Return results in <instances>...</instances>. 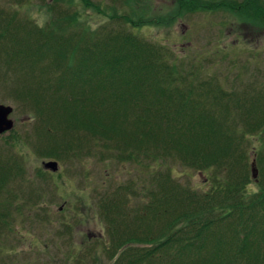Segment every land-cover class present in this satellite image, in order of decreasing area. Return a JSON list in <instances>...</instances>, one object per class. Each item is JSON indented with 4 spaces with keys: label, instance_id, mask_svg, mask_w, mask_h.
<instances>
[{
    "label": "trees",
    "instance_id": "obj_1",
    "mask_svg": "<svg viewBox=\"0 0 264 264\" xmlns=\"http://www.w3.org/2000/svg\"><path fill=\"white\" fill-rule=\"evenodd\" d=\"M257 2L264 5L179 0L178 10L243 19ZM8 4L0 6V82L15 107L31 113L25 142L41 161L131 166L116 188L97 195L109 264H264V75L225 89L127 31V17L113 14L91 31L47 4L53 18L42 27ZM0 146V264H35L9 254L18 238L8 227L16 213L42 208L35 200L42 193L22 187L35 179L23 174L13 144ZM173 168L201 173L207 187L182 183ZM252 183L258 190L249 194Z\"/></svg>",
    "mask_w": 264,
    "mask_h": 264
},
{
    "label": "rangeland",
    "instance_id": "obj_2",
    "mask_svg": "<svg viewBox=\"0 0 264 264\" xmlns=\"http://www.w3.org/2000/svg\"><path fill=\"white\" fill-rule=\"evenodd\" d=\"M88 1L90 7L80 0H21L16 5L0 0V6L9 7L8 3H12L16 12L42 27L53 18L47 4L60 11L68 9L76 15L78 26L91 31L106 25L113 14L127 17V23L122 24L127 31L163 46L183 67L189 69L195 65L201 69L202 76L216 77L225 89L248 83L255 71L264 75V5L260 2L256 3V12L246 13L241 19L237 13L227 11L180 14L179 0ZM141 21L146 24L131 27L132 23ZM0 105L13 107L14 122L13 130L0 136V145L13 144L14 153L20 158L17 163H26L28 171L22 170L23 174L27 172L30 179H35L32 185L23 182L22 187H35L42 193L35 199L42 208L28 207L16 213L13 225L8 227L10 234L14 232L18 238L9 245V254L17 252L20 263L32 260L35 264H109L102 250L107 238L96 207L97 195L107 187L116 188L128 177L131 166L81 157L80 161H55L58 171L45 172L42 159L25 142L27 130L34 127L26 124L32 118L31 113L15 107L2 82ZM0 150L4 152L1 146ZM48 161L51 160L44 162ZM40 172L42 175L38 177ZM173 173L184 184L207 187L201 173L182 168H173ZM257 190V185L252 183L247 192ZM63 224L70 226V236L63 233L66 232Z\"/></svg>",
    "mask_w": 264,
    "mask_h": 264
},
{
    "label": "water",
    "instance_id": "obj_3",
    "mask_svg": "<svg viewBox=\"0 0 264 264\" xmlns=\"http://www.w3.org/2000/svg\"><path fill=\"white\" fill-rule=\"evenodd\" d=\"M13 114V107L8 105H0V136L6 134L13 130L14 122L11 119ZM42 167L44 170L51 171L55 173L58 171V163L55 161L43 162ZM252 177H257V171L255 169L254 163H252Z\"/></svg>",
    "mask_w": 264,
    "mask_h": 264
},
{
    "label": "flooded vegetation",
    "instance_id": "obj_4",
    "mask_svg": "<svg viewBox=\"0 0 264 264\" xmlns=\"http://www.w3.org/2000/svg\"><path fill=\"white\" fill-rule=\"evenodd\" d=\"M43 162H44V161H42V162H41V167H42V163H43ZM45 172H48V171H47V170H45Z\"/></svg>",
    "mask_w": 264,
    "mask_h": 264
}]
</instances>
